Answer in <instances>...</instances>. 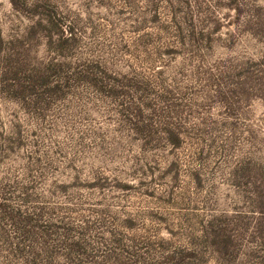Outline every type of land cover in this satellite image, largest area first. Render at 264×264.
<instances>
[{"label": "rangeland", "instance_id": "374dc122", "mask_svg": "<svg viewBox=\"0 0 264 264\" xmlns=\"http://www.w3.org/2000/svg\"><path fill=\"white\" fill-rule=\"evenodd\" d=\"M190 1L185 12L201 31L198 42L183 24L185 42L179 39L163 0L154 7L145 0H0V45L24 36L40 13L54 15L76 40L67 62L106 63L129 85L147 84L154 108H129L141 112L138 122L180 128L176 148H144L130 130L137 121L87 87L36 111L0 92V146L14 128L20 134L14 149L0 152V183L14 187L10 205L44 209V223L69 227L70 241L98 259L264 264V210L252 208L264 181V80L257 78L264 75V0H199L204 12ZM26 47L32 62L49 57L42 39ZM221 74L227 78L218 81ZM236 85L234 103L223 106L218 90ZM127 100L141 105V92L131 90ZM27 186L32 199L22 202L19 189ZM235 214L244 217L228 226L237 248L219 257L206 228ZM3 255L0 264H23Z\"/></svg>", "mask_w": 264, "mask_h": 264}, {"label": "trees", "instance_id": "16d2710c", "mask_svg": "<svg viewBox=\"0 0 264 264\" xmlns=\"http://www.w3.org/2000/svg\"><path fill=\"white\" fill-rule=\"evenodd\" d=\"M145 1L150 7H154L160 0ZM163 1L174 18L179 39L185 42V39L181 38L183 24L190 28L192 42L204 40L201 31L194 30V16L185 12L189 9L190 0ZM192 1L198 11H205L199 0ZM182 12H184L180 16L182 22L176 21L177 15ZM40 15H42L41 21L33 24L24 36L0 45V53L4 49L8 52L0 56V92L24 107V110L36 111L48 106L53 100L72 94L74 88L78 86L87 87L104 99L116 101V105L123 108L120 110V116L124 118L132 116L133 120L137 121L132 122L130 130L135 135L141 136L144 148L156 149L162 143L170 145L173 149L178 146L180 128L169 125L158 127L151 123L140 124L138 121L141 120V112L129 109L154 108L145 100L150 91L147 84L129 85V81H124L122 77L114 74L106 63L79 61L71 64L67 62L66 58L76 45L72 29H67L68 26L66 27V24L64 25L54 15L49 16L43 13ZM38 39L44 40L49 57L43 61L32 62L26 44L37 43ZM164 52L169 53V50ZM245 73L249 79H252L253 74L257 76L253 70H246ZM235 75L239 74L233 72L232 76ZM226 78V74H221L217 80L223 81ZM257 78L262 81L264 75H258ZM239 88L236 85L227 91L218 90L220 103L225 107L232 106L234 102L231 97ZM244 89L245 87L242 86V90ZM131 90L141 92V105L127 100ZM164 97L165 95L160 96L161 99H165ZM12 134L11 137L3 139L0 152L11 151L18 145L19 130L14 128ZM245 169L248 170L243 168ZM255 187L259 197L253 200L255 205L252 208L264 210V196L260 194L264 188V181ZM13 188L10 184L0 183V255L4 254L3 256L12 262L21 260L23 264H128L121 260L113 261L112 254H105L98 259L96 255L85 250V246L80 241H70L72 230L66 226L44 223L47 212L42 208L31 211L13 208L9 203L10 198L14 197ZM31 188L32 186H27L19 189L22 202H30L32 199L29 193ZM243 218L240 214H235L226 222L215 220L209 224L205 236L208 238L206 242L212 253L219 257H229L234 254L237 247L234 237L230 234L234 230L228 226L240 222ZM7 226L15 233L14 238L7 233ZM85 231L86 228L82 234ZM14 239L16 242L13 241ZM56 241L58 244L55 243ZM59 251H63L62 262L58 259ZM175 260L176 258L170 256L163 263L177 264Z\"/></svg>", "mask_w": 264, "mask_h": 264}]
</instances>
